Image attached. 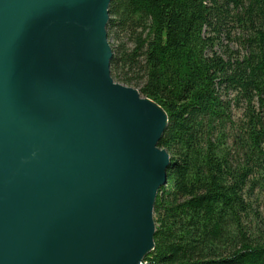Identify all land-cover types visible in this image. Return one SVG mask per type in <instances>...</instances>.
I'll list each match as a JSON object with an SVG mask.
<instances>
[{
    "label": "water",
    "instance_id": "1",
    "mask_svg": "<svg viewBox=\"0 0 264 264\" xmlns=\"http://www.w3.org/2000/svg\"><path fill=\"white\" fill-rule=\"evenodd\" d=\"M113 0H0V264H143L167 112L115 82Z\"/></svg>",
    "mask_w": 264,
    "mask_h": 264
},
{
    "label": "trees",
    "instance_id": "2",
    "mask_svg": "<svg viewBox=\"0 0 264 264\" xmlns=\"http://www.w3.org/2000/svg\"><path fill=\"white\" fill-rule=\"evenodd\" d=\"M111 74L172 155L143 264H264V0H113Z\"/></svg>",
    "mask_w": 264,
    "mask_h": 264
},
{
    "label": "rangeland",
    "instance_id": "3",
    "mask_svg": "<svg viewBox=\"0 0 264 264\" xmlns=\"http://www.w3.org/2000/svg\"><path fill=\"white\" fill-rule=\"evenodd\" d=\"M109 41H110V43H111V45H113L114 44V40L111 38V37H109ZM114 78V77H113ZM115 80V79H114ZM115 82H119V81H117V80H115ZM120 83V82H119ZM121 84H123V83H121ZM125 85V84H124ZM128 86V85H127ZM131 87H133V86H131ZM172 166V165H171Z\"/></svg>",
    "mask_w": 264,
    "mask_h": 264
}]
</instances>
